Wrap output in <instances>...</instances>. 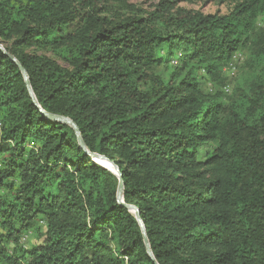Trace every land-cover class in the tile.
Wrapping results in <instances>:
<instances>
[{
    "label": "trees",
    "instance_id": "obj_1",
    "mask_svg": "<svg viewBox=\"0 0 264 264\" xmlns=\"http://www.w3.org/2000/svg\"><path fill=\"white\" fill-rule=\"evenodd\" d=\"M178 1L0 0V264H264V0Z\"/></svg>",
    "mask_w": 264,
    "mask_h": 264
},
{
    "label": "rangeland",
    "instance_id": "obj_2",
    "mask_svg": "<svg viewBox=\"0 0 264 264\" xmlns=\"http://www.w3.org/2000/svg\"><path fill=\"white\" fill-rule=\"evenodd\" d=\"M129 4L135 5L137 8L143 10V11H152L155 9V7L160 3L161 0H127ZM235 6V3L233 0H179L178 1V7L185 8L187 10H193V11H199L204 13L205 15H227L231 13ZM114 10H119V7L114 8ZM260 25L264 26V18L260 20ZM10 45V43L8 44ZM41 53H44L45 51H40ZM52 56L51 54H49ZM245 60V56H242L241 58H238L235 62V64L241 65ZM174 62V61H173ZM172 62V66H174L176 63ZM174 64V65H173ZM236 73L233 76L230 72V70L226 71V77L229 79V82L226 86H229V91H225V87L223 88L224 92L226 93V96H231L236 88V78L239 76L240 70L239 68H236ZM163 68H161V73H163ZM172 71V69H170ZM211 86L206 87V90H209ZM109 169H112L111 166H106ZM28 241L27 246L39 244L41 242V239L34 234L33 232H29L28 234Z\"/></svg>",
    "mask_w": 264,
    "mask_h": 264
},
{
    "label": "water",
    "instance_id": "obj_3",
    "mask_svg": "<svg viewBox=\"0 0 264 264\" xmlns=\"http://www.w3.org/2000/svg\"><path fill=\"white\" fill-rule=\"evenodd\" d=\"M0 49L4 52V54H6L19 67V69L21 70L22 75L24 77V80H25L27 89L29 91V94H30L33 102L36 105H38L37 100L35 98V95L33 93L31 84H30L29 75H28L27 71L25 70V68L23 67V65L13 55H11L9 52L6 51V49L3 47L1 42H0ZM42 112H43V114H45L51 120L63 122V123H66V124L70 125L74 129V131H75V133H76V135L78 137L80 146L84 150L87 151V148H86V145H85L84 140L82 138L80 129L71 119H69L67 117L47 114L44 111H42ZM90 155L93 157L94 161H96L97 163H99V164H101L103 166L105 164L111 166L112 169H110V170L113 171L119 178V185H118V190H117L118 202L120 204H122V205H125L123 203V195H124V190H125V183H124L123 175H122L119 167L115 163L111 162L108 158H106L104 156H98V155H93V154H90ZM104 167L107 168L106 166H104ZM107 169H109V168H107ZM125 206L129 210H131V211H133L135 213L137 221H138V223H139V225L141 227V230H142V234H143V238H144V242H145V246H146L147 252H148L149 256L155 261L154 256H153V252H152V248H151V245H150V242H149V238H148V235H147V232H146V228H145L144 222H143V220L141 218V212H140L139 208H137L136 206H129V205H125Z\"/></svg>",
    "mask_w": 264,
    "mask_h": 264
},
{
    "label": "built area",
    "instance_id": "obj_4",
    "mask_svg": "<svg viewBox=\"0 0 264 264\" xmlns=\"http://www.w3.org/2000/svg\"><path fill=\"white\" fill-rule=\"evenodd\" d=\"M241 57H242L241 54L237 55V56L235 57V62H236V60H237L238 58H241ZM173 63H174V62H173ZM236 68H237V65L234 63L233 65H231V67H229V68H227V69L225 70V73H226L227 70H230L231 74L234 76L235 73H236V70H237ZM225 91H226V92L229 91V86H225ZM27 241H28V235H25L24 238L22 239V243H23L24 245H26Z\"/></svg>",
    "mask_w": 264,
    "mask_h": 264
},
{
    "label": "bare ground",
    "instance_id": "obj_5",
    "mask_svg": "<svg viewBox=\"0 0 264 264\" xmlns=\"http://www.w3.org/2000/svg\"><path fill=\"white\" fill-rule=\"evenodd\" d=\"M110 166V165H109Z\"/></svg>",
    "mask_w": 264,
    "mask_h": 264
}]
</instances>
